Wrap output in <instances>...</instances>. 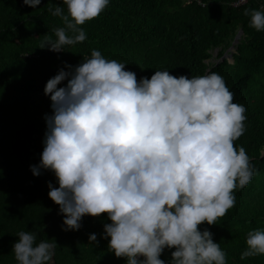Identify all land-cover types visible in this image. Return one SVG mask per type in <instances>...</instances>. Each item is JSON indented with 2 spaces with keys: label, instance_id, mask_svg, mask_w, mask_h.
<instances>
[{
  "label": "clouds",
  "instance_id": "9594fccd",
  "mask_svg": "<svg viewBox=\"0 0 264 264\" xmlns=\"http://www.w3.org/2000/svg\"><path fill=\"white\" fill-rule=\"evenodd\" d=\"M37 6L41 0H23ZM50 8L65 27L55 29L41 48L59 52L86 39L82 27L96 18L109 0H62ZM250 13V26L264 30V12ZM71 32L73 35H69ZM49 78L44 94L51 114L39 164L54 173L48 196L64 214L65 230H78L85 215L106 213L104 238L126 264H166L165 248H175L167 264H227L213 233L198 225L216 224L235 204L234 191L255 175L243 146L244 105L216 72L179 77L156 70L137 80L125 63L99 50L77 65L65 64ZM63 86L58 87L62 82ZM96 241V234L89 235ZM241 259L264 254V230H252ZM55 243H36L31 231H20L13 244L17 264H52ZM143 257V259H137Z\"/></svg>",
  "mask_w": 264,
  "mask_h": 264
},
{
  "label": "trees",
  "instance_id": "16d2710c",
  "mask_svg": "<svg viewBox=\"0 0 264 264\" xmlns=\"http://www.w3.org/2000/svg\"><path fill=\"white\" fill-rule=\"evenodd\" d=\"M199 1L109 0L96 18L79 25L84 41L56 52L40 46L46 37L56 39L55 29L65 27L49 11L60 5L67 15L62 0H41L35 7L23 0H0V264H17L12 247L22 230L35 233L36 243H55L52 264H126L102 235L104 224L111 223L107 214L85 215L78 230H65L64 214L48 196V182L59 186L54 173L42 169L33 175L29 167L40 162L44 115L52 112L43 91L47 80L61 68L67 71L65 64L90 57L93 49L125 63L138 81L156 70L177 77L208 72L223 77L233 102L246 109L245 131L234 146L245 148L255 175L234 191V206L216 224L198 227L213 233L227 264H264V254L241 259L248 233L264 230V30L250 26V13L244 12H264V0ZM92 233L96 241H89ZM174 250L165 248L160 259L167 264Z\"/></svg>",
  "mask_w": 264,
  "mask_h": 264
},
{
  "label": "water",
  "instance_id": "95a60500",
  "mask_svg": "<svg viewBox=\"0 0 264 264\" xmlns=\"http://www.w3.org/2000/svg\"><path fill=\"white\" fill-rule=\"evenodd\" d=\"M241 31H239V34L236 36V38H235V41H234V43H233V45H232V47L231 48H234V46L236 45V44H238L239 43V37H240V35H241ZM230 48V50L232 51V49ZM229 56H231V54L229 55ZM141 257H137V259H140Z\"/></svg>",
  "mask_w": 264,
  "mask_h": 264
},
{
  "label": "built area",
  "instance_id": "2783aa9c",
  "mask_svg": "<svg viewBox=\"0 0 264 264\" xmlns=\"http://www.w3.org/2000/svg\"><path fill=\"white\" fill-rule=\"evenodd\" d=\"M185 2H186L187 4L192 3V2H197L198 4L201 3L199 0H185Z\"/></svg>",
  "mask_w": 264,
  "mask_h": 264
},
{
  "label": "rangeland",
  "instance_id": "374dc122",
  "mask_svg": "<svg viewBox=\"0 0 264 264\" xmlns=\"http://www.w3.org/2000/svg\"><path fill=\"white\" fill-rule=\"evenodd\" d=\"M243 1H244V0H242L241 2H243ZM231 49H232V52H233V51H234V50H233V48H231ZM215 54H216V53H215ZM227 57H228V59H229V62H230V63H232V62H233V59H232V57H231V56H229V55H228Z\"/></svg>",
  "mask_w": 264,
  "mask_h": 264
}]
</instances>
